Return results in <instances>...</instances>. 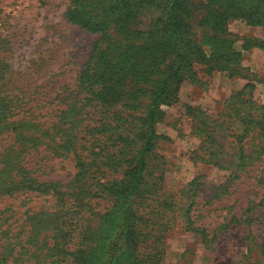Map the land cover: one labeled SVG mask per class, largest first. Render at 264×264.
I'll use <instances>...</instances> for the list:
<instances>
[{
  "label": "rangeland",
  "instance_id": "1",
  "mask_svg": "<svg viewBox=\"0 0 264 264\" xmlns=\"http://www.w3.org/2000/svg\"><path fill=\"white\" fill-rule=\"evenodd\" d=\"M73 1L0 0V95L26 140L0 129V264H264L259 128L241 142L247 166L229 164L249 114L261 117L264 48L242 45L264 43V26L226 23L238 62L194 57L159 107L143 184L126 198L118 192L136 171L149 97L172 64L165 0L112 12L120 0L81 2L108 12L104 33L72 22ZM200 1H188V38L208 54L216 43ZM96 92L115 93V103ZM122 220L140 235L137 253L119 251Z\"/></svg>",
  "mask_w": 264,
  "mask_h": 264
},
{
  "label": "trees",
  "instance_id": "2",
  "mask_svg": "<svg viewBox=\"0 0 264 264\" xmlns=\"http://www.w3.org/2000/svg\"><path fill=\"white\" fill-rule=\"evenodd\" d=\"M190 0H165L163 4L164 9V35L161 37V41L170 44V53L172 55L171 66L162 73L157 74V80L153 86V93L149 97L150 105L145 113L144 122L146 128L144 130V137L142 138V144L137 152L136 171L134 170V176L130 184H128L123 190H119L118 193L123 194L126 198H129L135 194L137 189L143 184V172L146 169L147 156L153 150V142L155 139L154 126L159 119L161 105H167L170 102L172 87L176 86L180 81L185 79V72L191 73L190 64L194 61V57L197 56V62L207 63V65L214 61H223L227 65L238 62L240 59V53L232 49L229 41L222 38L225 33L226 23L233 18H240L247 24L253 26H264V0H201L198 4V9L204 12V17L201 19L200 24L210 32L213 37L211 40L215 42V45H210L209 52L206 54L200 47L192 46L189 40V24L187 17L190 15ZM73 9L69 12L68 16L72 22L94 33H104L107 31L110 22L106 19L109 16L108 12H112L118 9H132L131 2L129 0H120L114 2L113 7L107 12L104 10L100 14L95 12H87L82 9L80 3H85V0H74ZM86 4V3H85ZM88 5V4H87ZM246 42L242 47L248 48L249 46L263 47V42L254 41L253 44ZM99 51V50H98ZM102 55V61L105 65H109L106 59V54L99 51ZM97 53V51H96ZM127 60V57L122 59V63ZM159 71V70H158ZM102 73V72H101ZM104 74H101L103 76ZM96 76L93 77H101ZM102 102L106 104H114L116 94L110 92H96ZM13 97V96H12ZM14 98V97H13ZM12 106V100L7 96L0 95V129L8 131L9 129L17 135L19 142H24L21 137L22 129L21 125L15 122H8L10 117L9 110ZM261 112V117L257 118L249 114L246 128L238 135L237 141L239 147L237 150L236 160L231 161L229 164H235V167L244 169L247 166L249 155L244 153L241 142L246 138V133L249 131V127L259 128L264 137V104L260 105L256 112ZM255 112V114H256ZM18 125V126H17ZM30 142H34L30 140ZM264 149V142L261 150ZM198 185L197 182L192 183V187ZM4 189H15L14 187ZM44 191L47 190V186H44ZM117 230V235L122 242L123 248L119 251L132 250L137 253L139 248L140 235L135 236V232L132 231L131 226H127L125 223L120 222ZM126 232H125V231ZM143 249V247H141ZM110 252H105L108 255ZM104 259V258H103Z\"/></svg>",
  "mask_w": 264,
  "mask_h": 264
}]
</instances>
